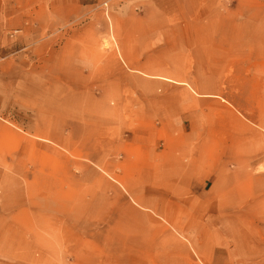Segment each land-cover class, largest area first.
I'll return each instance as SVG.
<instances>
[{
  "label": "rangeland",
  "instance_id": "rangeland-1",
  "mask_svg": "<svg viewBox=\"0 0 264 264\" xmlns=\"http://www.w3.org/2000/svg\"><path fill=\"white\" fill-rule=\"evenodd\" d=\"M0 264H264V0H0Z\"/></svg>",
  "mask_w": 264,
  "mask_h": 264
}]
</instances>
